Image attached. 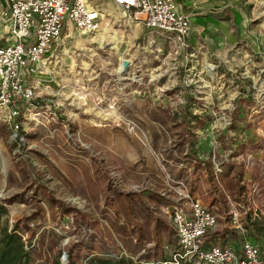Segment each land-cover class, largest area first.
I'll use <instances>...</instances> for the list:
<instances>
[{
  "label": "rangeland",
  "instance_id": "1",
  "mask_svg": "<svg viewBox=\"0 0 264 264\" xmlns=\"http://www.w3.org/2000/svg\"><path fill=\"white\" fill-rule=\"evenodd\" d=\"M231 3L228 34L241 35L222 55L165 45L112 5L97 33L63 37L37 65L42 116L18 141L0 122V203L32 264L180 263L169 213L183 188L206 204L243 200L246 222L262 220L264 0ZM235 232L217 235L250 239Z\"/></svg>",
  "mask_w": 264,
  "mask_h": 264
},
{
  "label": "built area",
  "instance_id": "2",
  "mask_svg": "<svg viewBox=\"0 0 264 264\" xmlns=\"http://www.w3.org/2000/svg\"><path fill=\"white\" fill-rule=\"evenodd\" d=\"M113 2L130 22L142 24L168 45L190 48L191 18L176 0ZM103 18L102 10L88 0H8L0 13V122L11 130L13 141L21 140L26 124L41 117L47 106L38 94L37 65L57 56L63 37H72L73 32L97 33ZM259 163L264 174V161ZM176 199L169 219L178 240L180 264H264V239L242 238L236 243L231 236L217 235L226 228L234 229V235L247 233L245 218L250 210L243 200L206 204L187 188ZM257 213L264 221V205Z\"/></svg>",
  "mask_w": 264,
  "mask_h": 264
},
{
  "label": "crops",
  "instance_id": "3",
  "mask_svg": "<svg viewBox=\"0 0 264 264\" xmlns=\"http://www.w3.org/2000/svg\"><path fill=\"white\" fill-rule=\"evenodd\" d=\"M176 1L181 6L183 12L189 15L191 18L192 35L189 40L190 47L192 45L198 46L203 43L209 46V48H212V50H215L218 55H222L224 54L223 52H225L226 45L241 35L240 32H238L241 30L240 28V30L237 28L238 31L236 30L234 35L228 34L229 31H232L231 26L234 27V23L238 20L236 16H232L233 10L231 0ZM88 2L91 5L100 8L101 10L112 8V5H115L113 0H88ZM7 7L8 0H0V13ZM157 39L167 45V43H165L162 38L157 36ZM4 140V134L0 132V157L2 162L3 159H5V161L2 163V166L3 169L6 170L5 163L7 158H5V156L8 154V151L6 150ZM256 149L260 158L259 161H264V148L262 149L257 147ZM50 179L51 181H59V179L56 177H52Z\"/></svg>",
  "mask_w": 264,
  "mask_h": 264
},
{
  "label": "trees",
  "instance_id": "4",
  "mask_svg": "<svg viewBox=\"0 0 264 264\" xmlns=\"http://www.w3.org/2000/svg\"><path fill=\"white\" fill-rule=\"evenodd\" d=\"M8 215L7 207L0 203V264H32L31 249L17 227L9 228L8 223L5 221ZM263 223V220L258 219L252 221L249 216L245 225L248 237L256 241L264 238ZM88 261V264H136L132 260L123 257L118 260L92 257ZM53 264L62 263L57 260ZM170 264L176 263L172 262Z\"/></svg>",
  "mask_w": 264,
  "mask_h": 264
},
{
  "label": "bare ground",
  "instance_id": "5",
  "mask_svg": "<svg viewBox=\"0 0 264 264\" xmlns=\"http://www.w3.org/2000/svg\"><path fill=\"white\" fill-rule=\"evenodd\" d=\"M104 40V39H103ZM113 50V51H116V53L118 52V55H119V57H120V59H121V66L119 67V73H123V71H125V69H128L129 67H130V65H129V63H130V61L129 60H125V59H123V58H125L124 57V54H121L119 51H118V49H117V47H115V46H113V47H111L110 48V50ZM125 63H127L128 65L126 66L125 65ZM209 69V68H208ZM210 69H213L212 67L210 68ZM209 71V70H208ZM211 72V71H210ZM125 73V72H124Z\"/></svg>",
  "mask_w": 264,
  "mask_h": 264
},
{
  "label": "water",
  "instance_id": "6",
  "mask_svg": "<svg viewBox=\"0 0 264 264\" xmlns=\"http://www.w3.org/2000/svg\"><path fill=\"white\" fill-rule=\"evenodd\" d=\"M125 65L127 66L128 64H127V63H125Z\"/></svg>",
  "mask_w": 264,
  "mask_h": 264
}]
</instances>
